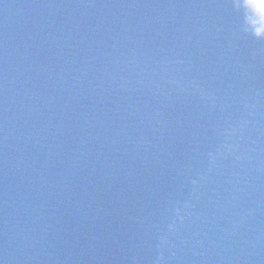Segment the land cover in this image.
<instances>
[{
  "label": "water",
  "instance_id": "water-1",
  "mask_svg": "<svg viewBox=\"0 0 264 264\" xmlns=\"http://www.w3.org/2000/svg\"><path fill=\"white\" fill-rule=\"evenodd\" d=\"M0 264H264L262 0H0Z\"/></svg>",
  "mask_w": 264,
  "mask_h": 264
},
{
  "label": "snow or ice",
  "instance_id": "snow-or-ice-1",
  "mask_svg": "<svg viewBox=\"0 0 264 264\" xmlns=\"http://www.w3.org/2000/svg\"><path fill=\"white\" fill-rule=\"evenodd\" d=\"M262 3H264V0H262Z\"/></svg>",
  "mask_w": 264,
  "mask_h": 264
}]
</instances>
